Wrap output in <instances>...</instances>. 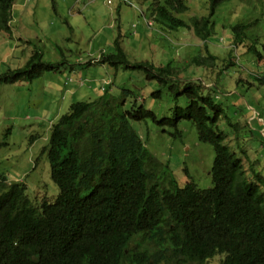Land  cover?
I'll use <instances>...</instances> for the list:
<instances>
[{
	"label": "trees",
	"instance_id": "16d2710c",
	"mask_svg": "<svg viewBox=\"0 0 264 264\" xmlns=\"http://www.w3.org/2000/svg\"><path fill=\"white\" fill-rule=\"evenodd\" d=\"M225 1L207 0V15L184 20L176 14L188 10L187 0H158L150 16L160 29L192 30L204 42ZM13 2L0 0V31L8 34ZM253 23L231 25L234 45L249 38L246 29ZM120 37L100 62L141 70L157 82L155 97L167 87L174 102L171 116L157 118L127 89L116 95L107 88L91 100L71 102L51 123L47 144L34 160L35 167L46 155L59 190L54 201L33 202L23 182H7L0 174V264H161L162 259L202 264L216 254H223L218 264H264V176L252 164L247 176L242 159L223 144L226 135L217 128L220 108L212 94L203 93L195 80L180 82L179 69L170 62L129 60ZM255 41L247 50L259 60L264 45L259 51ZM215 60L206 50L189 62L208 67ZM227 62L233 65L234 57ZM57 65L34 50L23 66L1 72L0 83L32 81ZM180 97L185 106L178 105ZM148 118L172 128L173 138L182 135L180 120H189L198 139L213 146L210 187L192 181L178 185L168 164L148 150L129 123Z\"/></svg>",
	"mask_w": 264,
	"mask_h": 264
},
{
	"label": "rangeland",
	"instance_id": "374dc122",
	"mask_svg": "<svg viewBox=\"0 0 264 264\" xmlns=\"http://www.w3.org/2000/svg\"><path fill=\"white\" fill-rule=\"evenodd\" d=\"M157 1L14 0L10 34L0 31V73L23 66L34 50L42 53L43 61L59 64L57 70H47L32 81L0 83V174L7 182H23L31 201L53 202L59 191L45 154L34 167L40 149L47 144L51 123L71 102L100 95L99 82L102 85L106 80L107 88L111 83V94L133 91L136 103L151 109L157 118L171 116L174 102L167 87L160 88V97H155L152 93L159 88L157 82L147 80L141 70L100 62L102 53L112 52L119 34L129 60L160 65L170 62L179 69L180 82L195 80L203 93L210 92L220 108L217 128L226 135L223 144L242 159L247 176L250 164L264 176V82L257 80L264 77V57L257 60L254 52L247 50L255 39L257 50L264 45V0L219 4L212 18L213 33L204 42L192 30L160 29L150 16ZM187 2L188 10L176 14L178 17L187 20L207 15V0ZM144 15L152 21L151 27L145 25ZM240 21L254 23L246 29L249 38L234 45L230 27ZM205 49L216 56L213 64H190L191 57L204 56ZM231 57L233 65L227 62ZM90 58L98 60L90 62ZM93 78L97 81L92 82ZM133 99L126 98L125 109ZM186 103L184 97L179 98L178 105ZM129 123L148 150L168 164L179 186L187 181L201 189L212 185L213 146L198 139L189 120H180V138H173L172 128L158 126L150 118ZM222 256L216 254L202 264H218ZM169 264L198 263L180 259Z\"/></svg>",
	"mask_w": 264,
	"mask_h": 264
},
{
	"label": "crops",
	"instance_id": "0c3cea01",
	"mask_svg": "<svg viewBox=\"0 0 264 264\" xmlns=\"http://www.w3.org/2000/svg\"><path fill=\"white\" fill-rule=\"evenodd\" d=\"M144 17L147 19L148 17L146 16V15H144ZM12 21V20H11ZM157 32H160V33H162L160 30H156ZM121 36V35H120ZM137 41H139V39H137ZM92 82H94V81H97V79L96 78H93L92 80H91ZM107 81L106 80H103L102 81V85L100 84V82L97 84L98 86L97 87H99L100 86V89L101 90H104V89H107ZM109 91H111V86H112V84L110 83L109 85ZM89 89H92V88H89Z\"/></svg>",
	"mask_w": 264,
	"mask_h": 264
},
{
	"label": "built area",
	"instance_id": "2783aa9c",
	"mask_svg": "<svg viewBox=\"0 0 264 264\" xmlns=\"http://www.w3.org/2000/svg\"><path fill=\"white\" fill-rule=\"evenodd\" d=\"M122 1H126V0H122ZM107 3L109 4L110 3V0H107ZM144 22H145V25L147 27H151L153 25L152 21L151 20H148L144 17ZM98 59L97 58H90L89 61L90 62H96ZM80 83H83L82 81Z\"/></svg>",
	"mask_w": 264,
	"mask_h": 264
}]
</instances>
